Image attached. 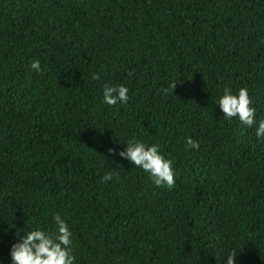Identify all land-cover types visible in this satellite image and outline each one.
<instances>
[{
	"label": "trees",
	"instance_id": "obj_1",
	"mask_svg": "<svg viewBox=\"0 0 264 264\" xmlns=\"http://www.w3.org/2000/svg\"><path fill=\"white\" fill-rule=\"evenodd\" d=\"M225 88L264 119V0H0V264L57 213L74 264H264V139ZM132 139L174 187L118 155Z\"/></svg>",
	"mask_w": 264,
	"mask_h": 264
},
{
	"label": "clouds",
	"instance_id": "obj_2",
	"mask_svg": "<svg viewBox=\"0 0 264 264\" xmlns=\"http://www.w3.org/2000/svg\"><path fill=\"white\" fill-rule=\"evenodd\" d=\"M30 68L35 72H41L39 60H33ZM131 74V73H129ZM93 80H99V74L92 73ZM178 79L172 81L169 87L163 88V94H173V90L178 83ZM128 89L123 85L103 86V102L109 106H114L118 102L121 104L128 101ZM217 104L222 110L226 120L238 117L239 121L255 128V135L258 139H264V119L256 120V109L251 107L252 101L246 88H240L238 94H232L230 89L225 88L223 95L218 99ZM185 145L189 149H198L199 143L191 137H185ZM158 145H146L135 139L126 143V148L119 151L118 155L126 158L132 165L142 169L149 174L156 186L175 185L173 172V162L166 159L158 150ZM109 152L115 154V150L109 148ZM113 179V173L106 172L101 181L107 183ZM55 223V231L45 232L40 229L28 231L23 234L19 241L12 244L10 249L11 264H74L72 233L64 219L57 213L52 217ZM237 252H231L226 260V264H235Z\"/></svg>",
	"mask_w": 264,
	"mask_h": 264
}]
</instances>
